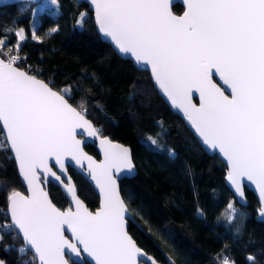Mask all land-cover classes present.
I'll list each match as a JSON object with an SVG mask.
<instances>
[{
    "label": "snow or ice",
    "instance_id": "6c2138e0",
    "mask_svg": "<svg viewBox=\"0 0 264 264\" xmlns=\"http://www.w3.org/2000/svg\"><path fill=\"white\" fill-rule=\"evenodd\" d=\"M91 2L100 30L122 53L151 66L159 89L183 111L204 143L227 158V179L235 193L243 198L242 178L256 184L264 214V0H185L186 10L179 16L172 12L170 0ZM16 35L25 38L23 29ZM5 43L0 38V127L6 130L31 193L25 196L13 189L8 211L11 225L34 250L33 260L69 264L66 255L85 252L94 264H143L144 260L156 264L128 234L129 208L113 175V169L134 171L130 150L104 137L103 162L88 156L76 130L87 129L88 136H96L98 130L86 119L83 105L73 106L71 97L66 99L71 86L54 90L18 67L19 43L7 50ZM215 75L229 86L230 94L213 82ZM194 89L200 95L198 106L192 103ZM50 157L61 175L67 171L65 157L82 168L87 161L89 175L102 194L95 212L76 197L70 177L64 185L49 167ZM40 169L64 185L75 211L56 207L40 186ZM228 208L235 211L232 203ZM66 229L74 241L65 236ZM247 259L255 264L254 256ZM222 264L235 262L224 257Z\"/></svg>",
    "mask_w": 264,
    "mask_h": 264
},
{
    "label": "trees",
    "instance_id": "16d2710c",
    "mask_svg": "<svg viewBox=\"0 0 264 264\" xmlns=\"http://www.w3.org/2000/svg\"><path fill=\"white\" fill-rule=\"evenodd\" d=\"M52 2L48 9L29 1L0 6V38L6 40L5 50L19 43L18 67L57 90L70 85L69 102L83 105L101 134L130 146L136 173L119 179L120 191L149 232L145 235L129 221L127 229L136 242L161 262L165 257L156 243L176 264H222L224 255L235 264H254L249 255L256 258L255 264H264V221L255 218L259 203L254 193L245 188L248 204L236 201L225 184L224 162L203 150L154 89L149 73L120 57L100 38L86 2ZM172 10L181 13L183 6L174 3ZM20 29L23 40L16 35ZM84 147L98 156L94 143ZM68 171L79 196L95 209L98 196L92 186L71 167ZM0 183V260L36 264L21 236L13 227H4L10 221L8 195L25 188L1 128ZM44 187L58 207H69L57 185L48 181Z\"/></svg>",
    "mask_w": 264,
    "mask_h": 264
},
{
    "label": "water",
    "instance_id": "95a60500",
    "mask_svg": "<svg viewBox=\"0 0 264 264\" xmlns=\"http://www.w3.org/2000/svg\"><path fill=\"white\" fill-rule=\"evenodd\" d=\"M21 1H29L31 3H37L39 2L40 0H0V6H3L5 4H10V3H16V2H21ZM77 2H81V1H84L87 3L89 9L92 11V16H93V21H94V26H95V29L98 33V35L100 36V38L109 43L111 45V47L114 49V51L122 58H127V59H130L131 62L133 63V65L139 69V70H145L149 73V77H150V80H151V83L154 87V89L157 91V93L159 94V96L163 99V101L165 102V104L172 110V112H174L175 114H177L182 120L183 122L185 123V125L188 127V129L192 132V134L194 135V137L197 139V141L199 142V144L201 145V147L203 148V150L208 153V154H216L225 164L226 166V175H225V184L227 185V187L230 189V191L233 193L236 201L242 205H247L248 204V199L247 197L245 196V188H247L248 190L252 191L254 193V195L256 196L257 200H258V203H259V207L257 208V213L255 215V218L257 220H262L264 221V214L261 213L260 209L262 207V204H261V197H260V192H259V188L256 186V184L253 182V181H249L247 180V178H242V188H243V192H244V196L243 198H240L236 193H235V189H234V186L231 184V182L227 179V175H228V172L230 170V164L227 160V158L219 152L218 149H213L211 148L209 145L205 144L204 141H203V138H201L199 136L198 133L195 132V129L191 126L190 122L187 121L186 117L184 116V113L181 109L177 108L176 106H174L172 104V102L170 101V99L166 96V94L163 93V91L161 89H159L158 85L155 83L154 81V78L152 76V73H151V66L150 65H147L146 63L144 62H138L134 56H132L130 53H122L119 48L115 45V42L111 40L110 37L106 36L101 30H100V26H99V23L96 19V14H95V6L92 4L91 0H76ZM170 3H171V10H172V5L174 3H180L182 6H183V11L181 13H176L172 10V12L175 14V15H183L184 11L186 10V3H185V0H170ZM23 69V68H22ZM32 74V73H30ZM35 75V74H34ZM39 79H43L41 77L38 76ZM44 80V79H43ZM45 81V80H44ZM46 82V81H45ZM213 82L216 83L218 86H220L222 89L225 90V94L228 95L230 94V88L228 85H225L223 83V81L220 79V77L218 75H215L213 77ZM48 83V82H47ZM51 86V85H50ZM54 90H57L55 88H53ZM67 99V97H66ZM71 103V102H70ZM192 103L196 104L197 106L199 105L200 103V95L199 93L194 89L193 90V95H192ZM72 104V103H71ZM73 105V104H72ZM74 106V105H73ZM79 110V109H78ZM86 119L89 120L93 126L95 127L94 123L92 122L91 119H89L87 116H86ZM2 123V122H0ZM1 130H2V133L4 135V138H5V141L7 143V146H8V149L10 151V155L12 156V158L14 159V162H15V165H16V168H17V174L19 175L20 177V180H21V183L22 185L24 186L25 188V192L24 191H21V190H16V191H19L20 193H22L23 195L25 196H28L30 195V189H29V186H28V182L23 178V175L20 173L19 171V165H18V161L16 160L15 158V154H14V151L10 148V142L7 141V138H6V130H4L2 127H0ZM96 128V127H95ZM97 129V128H96ZM98 130V129H97ZM77 139L81 141V147L83 149V151L88 155V156H91L93 158V160H95L97 163H101L103 162L104 160V149L101 147V139L104 138V137H107L112 143L114 144H119V145H123L124 147L128 148L130 150V153H131V148L129 145L127 144H124L116 139H113L111 138L109 135L107 134H101L100 131L98 130V134L96 136H88L87 134V129H77ZM82 133V134H81ZM86 143H94L95 144V147H96V150H97V153H98V156L94 155L93 153L87 151L84 147V145ZM131 158H132V153H131ZM65 161H66V169L67 171L61 175V170L59 169V165H57L55 163V158L54 157H50L49 158V161H48V164H49V167L52 168V170L54 172L57 173V175H60L61 176V180H63L64 182V185H67L69 183V180L67 179L68 177L71 178V183L75 186V189H76V197L81 200L84 204L85 207L88 208L89 211H92V212H95L100 206H101V201H102V194L100 192V189H99V186L96 184V182L94 180H92L91 176L89 175V172H88V169H87V161H84V167L82 168L80 165L78 164H75L74 161H71V158L70 157H65ZM132 162L134 164V171H132L131 173H128L127 171H123V172H116L114 169H113V175L114 177L116 178V182H117V185H118V188L120 190V185H119V179L123 178V177H130L132 175H134L136 173V166H135V163L133 161V158H132ZM68 167H71L74 171H76L77 173H80L86 180L87 182L92 186V188L94 189L95 193L97 194L98 196V206L95 208V209H90L86 202L79 196L78 194V189H77V186L75 184V181L74 179L72 178L71 174L69 173L68 171ZM40 173H41V176H40V186L44 188V190L48 193L47 189H45L44 187V183H47L48 181L52 182L53 184L57 185L61 191L66 195V197L68 198L69 200V207L66 208V209H61L60 207H58L51 199L49 193H48V196L49 198L51 199V201L56 205V207L60 208L62 211L64 210H67L69 208H71L73 211H75V202L71 196L70 193H67L66 190H65V187L64 185H62L60 182H58L57 180H55V178L51 177V176H46V174L43 172V169H40L39 170ZM42 180L44 181V183L42 182ZM120 195L121 197L123 198L122 194H121V191H120ZM124 199V198H123ZM125 201V200H124ZM126 203V202H125ZM127 205V203H126ZM129 208V207H128ZM9 200H8V205H7V215L9 217V220L11 222V217H10V214H9ZM131 221L133 222L134 224H136L142 231L145 235H148L149 236V232L142 226V224L135 218V216L133 215V213L131 212V210L129 209V214L127 216V226H128V222ZM14 230L21 236L22 238V241H23V244L28 248L30 249L31 253L33 254V256L35 255L34 253V250H32L30 248V246L27 245V242L24 240L23 238V235L22 233L19 232L18 229L15 228L14 225H12ZM66 227V226H65ZM128 231V229H127ZM128 234L132 237V239L136 242V240L133 238V236L129 233L128 231ZM65 236L69 239V240H73L74 241V237L72 236L71 232L68 231L67 229L65 230ZM137 246L139 248H141L143 250L144 253L147 254L148 257H151L152 260H154L156 262V264H176L175 260L171 257V255L165 250L163 249L158 243L157 246L159 247V249L161 250L162 254L164 255L165 257V262H161L159 260H157L152 254L148 253L147 251H145L137 242H136ZM82 248V246H81ZM66 258L69 260L71 259L73 262H76V263H82L84 262L85 260H87L89 263L91 264H94V258L91 257L88 253H85V252H81V254L79 256H77L76 254H71L70 256H67L66 255ZM36 264H38V259L36 260ZM69 264H72L71 261L69 260ZM143 264H151L150 261L148 260H144L143 261Z\"/></svg>",
    "mask_w": 264,
    "mask_h": 264
},
{
    "label": "rangeland",
    "instance_id": "374dc122",
    "mask_svg": "<svg viewBox=\"0 0 264 264\" xmlns=\"http://www.w3.org/2000/svg\"><path fill=\"white\" fill-rule=\"evenodd\" d=\"M53 2L52 0H40L39 1V8L41 9H48L47 7L51 5ZM56 9L53 7V9H50V11H55Z\"/></svg>",
    "mask_w": 264,
    "mask_h": 264
},
{
    "label": "built area",
    "instance_id": "2783aa9c",
    "mask_svg": "<svg viewBox=\"0 0 264 264\" xmlns=\"http://www.w3.org/2000/svg\"><path fill=\"white\" fill-rule=\"evenodd\" d=\"M5 224L11 225V222L8 221V222H6ZM10 227H13V226L11 225ZM7 228H8V227H7ZM224 257H228V256H227V255H224L223 258H224ZM223 258H222V260H223Z\"/></svg>",
    "mask_w": 264,
    "mask_h": 264
}]
</instances>
